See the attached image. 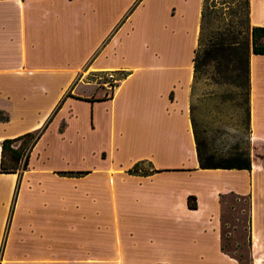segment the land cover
I'll return each instance as SVG.
<instances>
[{
    "label": "crops",
    "instance_id": "0c3cea01",
    "mask_svg": "<svg viewBox=\"0 0 264 264\" xmlns=\"http://www.w3.org/2000/svg\"><path fill=\"white\" fill-rule=\"evenodd\" d=\"M203 3L0 0V157L46 125L26 169L0 172V264H264V54L249 57L250 168H200ZM249 10L263 26L264 0ZM243 211L247 261L224 246Z\"/></svg>",
    "mask_w": 264,
    "mask_h": 264
},
{
    "label": "rangeland",
    "instance_id": "374dc122",
    "mask_svg": "<svg viewBox=\"0 0 264 264\" xmlns=\"http://www.w3.org/2000/svg\"><path fill=\"white\" fill-rule=\"evenodd\" d=\"M234 0H204L202 19V42L207 43L221 30L232 10ZM242 18L235 16V20ZM232 57L223 52H215L204 57L203 70L195 79L191 88L190 108L205 150L215 156H228L235 151L248 152L251 147L250 134L246 119V65L232 61ZM15 145H19L16 142ZM246 208V203L241 202ZM224 219L229 220L227 209ZM241 218L237 237V246L224 237V246L243 261L248 260L246 249L247 227L245 213ZM229 226H226L228 230Z\"/></svg>",
    "mask_w": 264,
    "mask_h": 264
},
{
    "label": "trees",
    "instance_id": "16d2710c",
    "mask_svg": "<svg viewBox=\"0 0 264 264\" xmlns=\"http://www.w3.org/2000/svg\"><path fill=\"white\" fill-rule=\"evenodd\" d=\"M249 0H234L230 18L226 25L207 43L202 42V21L198 46L194 56V73L192 85L203 70L204 57L215 52H223L232 57V61L245 63L246 65V119L249 129V57L251 53L264 54V25L252 26L249 17ZM242 18L235 20V16ZM204 16V3L202 10V19ZM8 117L2 115L0 111V120H7ZM190 119L198 164L200 168H225V169H248L250 168L249 151H235L228 156H215L205 150L204 141L201 139L197 124L192 117L190 108ZM46 125L42 128L24 133L15 138L4 139L1 144L0 172H17L25 170L28 163L29 152L38 138L41 136ZM19 142V145H15ZM153 171V170H152ZM130 173H141L143 175L151 173L149 170L140 168V163H136L130 170ZM194 206V204H190Z\"/></svg>",
    "mask_w": 264,
    "mask_h": 264
},
{
    "label": "built area",
    "instance_id": "2783aa9c",
    "mask_svg": "<svg viewBox=\"0 0 264 264\" xmlns=\"http://www.w3.org/2000/svg\"><path fill=\"white\" fill-rule=\"evenodd\" d=\"M103 86H105L106 91L112 92V90L115 88V85L117 84L116 76L114 72L109 71L106 72V74L103 76Z\"/></svg>",
    "mask_w": 264,
    "mask_h": 264
}]
</instances>
